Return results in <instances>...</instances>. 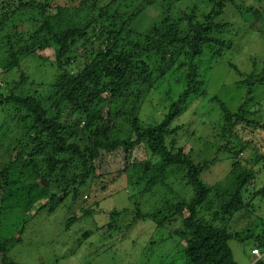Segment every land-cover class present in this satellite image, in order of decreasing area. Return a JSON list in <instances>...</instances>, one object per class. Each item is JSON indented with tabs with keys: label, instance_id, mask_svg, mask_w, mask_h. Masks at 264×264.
<instances>
[{
	"label": "trees",
	"instance_id": "1",
	"mask_svg": "<svg viewBox=\"0 0 264 264\" xmlns=\"http://www.w3.org/2000/svg\"><path fill=\"white\" fill-rule=\"evenodd\" d=\"M229 1H216L205 21H194L195 13L175 10V0H80L78 6L59 0H0V57L6 55L7 60L2 69L9 74L33 67L32 73L22 71L19 80L3 78L4 85L0 80V216L10 230L9 236L0 237V264H19L7 253L10 245L13 249L21 243L16 229L27 223L34 207L53 212L62 203L70 208L78 202L83 213L68 217L63 229L73 243L82 244L109 229L131 231L143 221L161 227L186 213V227L171 229L170 237L185 240L182 256L187 264H239L231 240L253 239L254 248L264 254L263 217L257 223L262 231L251 236L242 237L231 227L253 205L245 198V188L255 182V164L264 159L263 141L256 146L254 133L264 125L250 109L264 75L237 81L246 91L232 108L221 96L225 81L221 90H212L213 74L205 79L196 64L206 49H214L219 60L229 52L239 57L244 46L236 38L242 27L231 31L229 19H218L228 6H236L248 18L255 7L226 5ZM151 8L158 15L150 13ZM236 63L228 62L227 69L244 76ZM172 69L178 70L180 94L169 102L168 116L145 123L143 103ZM155 90L163 95L160 100L169 98L167 91ZM202 95L204 106L212 108L206 114L222 113L217 152L230 160L229 174L215 183L204 175L217 158L196 162L183 147L170 148L166 140L184 128L170 127L183 105ZM116 113H121V120L115 123ZM141 144L150 156L129 163L128 155ZM250 149L252 157H244ZM126 173L128 179L138 175L137 185L147 181L136 192L145 206L127 194L117 200L122 207L107 211L106 198L98 192L115 182L117 191L127 187L122 177ZM44 180L56 190L46 188ZM163 186L167 193L158 192ZM185 188L192 194L186 200L179 197ZM83 189L88 194L80 199ZM152 192L156 196L146 198ZM169 196L177 202L168 201ZM131 201L134 208L128 207ZM132 249L126 256L136 262L139 253ZM255 259L252 264H264V255Z\"/></svg>",
	"mask_w": 264,
	"mask_h": 264
},
{
	"label": "rangeland",
	"instance_id": "2",
	"mask_svg": "<svg viewBox=\"0 0 264 264\" xmlns=\"http://www.w3.org/2000/svg\"><path fill=\"white\" fill-rule=\"evenodd\" d=\"M59 1L63 4H71L73 6H78L80 3V0ZM103 1L108 2L110 0ZM216 1L218 0H175L174 6L175 10L195 13L193 16L194 21H205L206 13L216 7ZM235 1L234 3L230 0L226 5L243 3L255 7V10L251 12V16L248 18L242 15L236 6H232V8L228 6L224 10L225 13L218 19V21L229 19L227 22L234 25V28L230 27L231 31L242 27L240 29L239 38H236V41L242 42L244 46L238 51L239 57H237V52H229L224 60H219V57L215 55L214 49H206L204 55L198 56L201 58L197 60L198 62L196 63L199 66L201 76H204L205 79H209L211 74H213L209 79V82H212V90H221L222 82L225 81V88L221 96L232 108L235 107L236 101H243L241 98L245 95L246 91V87L245 89L238 87L237 81L251 74L256 76L264 75V0ZM149 12L158 15L155 8L149 9ZM4 51L5 48L3 47V52ZM2 56V58L0 57V80H2L3 85L5 84L3 78H9L10 81L19 80L25 68L24 70L16 69L18 73H5L2 69V63H6L7 60L5 59L6 55ZM206 59L210 60V63L207 62ZM236 61L238 62L236 63ZM228 62L236 63L239 69L244 73V76L232 74L229 69H227L226 64ZM176 67L177 66H175V68ZM188 70V67L181 69L183 74L187 73ZM32 71L33 67L27 69L25 72L32 73ZM177 75L178 70L172 69L158 82V87L155 88L165 90L162 92L163 94L167 91L169 94L168 99L160 100L163 95L155 89L147 100L145 99L142 106V112L144 113H141V117L143 116L142 120L145 123H154L160 121L163 117L165 118L166 115L168 116L166 113H168V107L171 105L169 102L176 99L180 94L178 91L179 89H177L178 86L176 85ZM36 83L37 82L34 84ZM254 99L255 100L250 105V109L255 113L254 117L256 120L264 125V82L257 88V94ZM205 100L206 98L203 95L202 97H193L183 105V109L179 114L180 118L176 120V117L170 127L182 125V128H184L181 129L178 134L168 135L166 140L170 148L178 149L179 147H183L196 162L217 158L215 165L204 175V178L206 177L208 181L211 180L215 183L229 174L230 167L228 164L230 160L221 157L224 152H217L218 147L216 143L217 141L220 143L222 141L219 128L222 113L216 110L215 112L217 113L215 116L210 117L206 114L212 108L204 106V104L206 105L207 103V100ZM160 102L162 104H160ZM213 106H215L213 108H217L216 105ZM120 114L121 113H116L113 115L115 123L121 120ZM198 116L204 117L199 120L200 118H198ZM185 123H187L186 126H184ZM254 133L255 145L257 146L258 141H263L264 148V129L262 130L260 128ZM199 144L203 147H200ZM218 145L220 146V144ZM244 155L241 156L252 157L253 152L250 149L247 153L245 152ZM148 156H150L149 152L147 154L144 144H141L131 151L130 155H128V160L129 163L144 161L143 159H146ZM255 165V169L258 170L256 180L255 182L248 183L245 188V198L246 200H253V205L250 206L249 210L245 208V214L239 215L235 219L236 223L231 224L232 229L237 230L242 237L251 236L252 233H260L262 231V228H260L257 223L259 222V217L264 218V192L262 191L264 188V159H261V161L257 162ZM126 176L127 177L122 175V177L125 178L124 181L127 187H119L117 191V183L115 182L110 184L108 189L103 191L102 194L99 193L100 191L98 192V195L100 194L102 199L106 198L103 200V207H105L107 211L114 205H119L117 200L119 198H124L127 194L129 196L135 195V198H137L135 203L139 202L142 207L145 206L144 198L136 192L144 189L147 186V181L137 185L135 181L138 175H134L132 179H128L127 173ZM168 181L171 183L173 180L169 179ZM44 185L48 189L56 190V187L48 184L46 180H44ZM173 187L177 190L179 189L176 184H174ZM83 191V196H81L80 199L82 197L85 198V195L88 194L87 189H83ZM108 191L113 192V195L109 194ZM167 191L166 186L158 190V192L163 193H167ZM182 193L183 195L179 197H185V200L189 199L192 195L188 188H185ZM151 196L155 197L156 195L154 192L146 194V198L148 199H150ZM169 197L170 200L168 201H172L173 204L178 200L172 198V196ZM162 199L163 196L160 197L159 201ZM163 202L166 206V202ZM135 203H132V201L129 202L128 207L131 206L134 208ZM67 204L70 205L68 202ZM74 206L75 207L71 206L68 208L66 203H62L53 212L49 211V207L43 210H38L34 207L31 212L27 213L28 216L26 215L27 217H31L27 220V223H25L23 227L16 229V233H18L17 239L21 238L22 241L21 243H17L13 249H11V245L9 246L8 256L15 259L19 264H53L56 260L57 264H187L182 256V249L186 246L185 240L175 234L170 237L174 231L171 229H184L186 227V213H183L171 224L162 225L161 227H156L155 224L150 221H143L142 225L137 224L131 231V228L129 230L125 228L121 230L109 229L99 232L97 236L94 235L92 238L85 239L82 244H80L77 242L73 243V241L63 235V229L67 218L73 217L75 213H83L79 202L75 203ZM118 207L122 206L119 205ZM103 223L104 226H106L110 221ZM4 235L9 236L10 230H8L6 225L2 224V218L0 216V237ZM157 241L160 242L159 245L156 243ZM54 243L60 244L55 247ZM230 245L239 264H252V262L256 260L255 258H261L264 255L260 254L255 257L252 255V249L257 246L253 239L244 242L231 240ZM53 246L59 252V256H57L58 253L53 252V250H55ZM129 249L139 253L136 262H133L131 257L126 256V254H128L126 251ZM54 256L56 258H54Z\"/></svg>",
	"mask_w": 264,
	"mask_h": 264
},
{
	"label": "built area",
	"instance_id": "3",
	"mask_svg": "<svg viewBox=\"0 0 264 264\" xmlns=\"http://www.w3.org/2000/svg\"><path fill=\"white\" fill-rule=\"evenodd\" d=\"M252 253H253L254 256H258V255L261 254L259 248H254L253 251H252Z\"/></svg>",
	"mask_w": 264,
	"mask_h": 264
}]
</instances>
